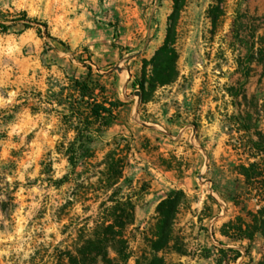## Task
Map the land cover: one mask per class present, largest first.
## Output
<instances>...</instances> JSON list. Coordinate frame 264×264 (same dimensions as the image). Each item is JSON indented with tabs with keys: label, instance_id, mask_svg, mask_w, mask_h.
Masks as SVG:
<instances>
[{
	"label": "rangeland",
	"instance_id": "obj_1",
	"mask_svg": "<svg viewBox=\"0 0 264 264\" xmlns=\"http://www.w3.org/2000/svg\"><path fill=\"white\" fill-rule=\"evenodd\" d=\"M173 6L174 0H0V264H55L119 187L136 203L135 224L126 230L129 264L152 257L156 207L173 189L187 199L173 241L157 253L166 264H217L219 249L240 246L221 228L239 215L251 221L248 212L264 204L254 188L263 190L264 179L251 186L238 173L252 162L264 169V152L255 147L264 137V0H184L177 77L152 89L150 61ZM88 65L122 106L93 145L94 157L73 170L65 151L75 131L55 93ZM161 97L173 108L153 113L149 103ZM111 151L128 161L124 178L107 187ZM64 175L59 186L48 182ZM240 251L222 264L262 260L264 235L255 234L248 254Z\"/></svg>",
	"mask_w": 264,
	"mask_h": 264
},
{
	"label": "trees",
	"instance_id": "obj_2",
	"mask_svg": "<svg viewBox=\"0 0 264 264\" xmlns=\"http://www.w3.org/2000/svg\"><path fill=\"white\" fill-rule=\"evenodd\" d=\"M222 1V0H220ZM184 6V0H174V6L168 17V28L163 44L157 49L150 63L153 66L152 75L149 78L151 88L157 85H166L177 77L175 67L176 49V25ZM24 17H26L24 15ZM24 19V18H23ZM47 28V24H43ZM7 29L6 25H1ZM252 50V48H251ZM87 73L78 78H71L69 85L56 92V103L66 109L64 117L73 127L75 135L66 146V156L74 170L80 162H85L94 157V144L98 138L118 119L122 102L108 94L107 87L99 79L94 77L93 67L87 66ZM143 93L144 84H141ZM66 89L67 93L63 94ZM142 93V95H143ZM255 147L264 152V137L255 142ZM115 151H111L105 158L107 165L106 186L112 187L124 178V170L127 165V156L117 157ZM239 174L245 177L248 185L253 186L254 181L261 177L264 179V169L258 162H252L248 166L240 164ZM68 180V176L61 178L48 177L51 185L59 186ZM262 184V183H261ZM264 186V183H263ZM257 189L260 203H264V189ZM187 199V194L182 189L171 190L156 207V230L152 238L148 239L151 248L150 259H136L135 264H166L164 258L157 253L168 248L173 241V227L179 213L181 204ZM252 217L247 221L239 215L234 220L224 223L221 228L222 235L232 243L239 244L237 249H219L217 264H222L229 252L235 253L238 259L244 247L246 253L260 232L264 235V204L256 211H249ZM136 203L132 196H122L121 188L111 192L100 205V211L94 219L92 227L86 223L81 229L73 248L60 250L56 254L55 264H129L131 251L126 230L135 224ZM248 244L244 246V242ZM227 246V243L220 242ZM240 247V248H239ZM112 252L115 256H112ZM256 264H264V258Z\"/></svg>",
	"mask_w": 264,
	"mask_h": 264
},
{
	"label": "crops",
	"instance_id": "obj_3",
	"mask_svg": "<svg viewBox=\"0 0 264 264\" xmlns=\"http://www.w3.org/2000/svg\"><path fill=\"white\" fill-rule=\"evenodd\" d=\"M165 101H167L166 99L164 98H160V100L156 99V100H153L149 103L150 105V110L153 112V113H158V111L160 110V107L163 106L165 108H168L169 110H171V108H173L172 106L168 105V104H164ZM161 113H163V110L161 109ZM169 115V113H168ZM182 129H185V127H182ZM181 131V130H180ZM185 135L187 136L186 132H185ZM172 171H166L165 173L166 174H169L171 173ZM186 179H191V176L189 177H186ZM185 189V188H183Z\"/></svg>",
	"mask_w": 264,
	"mask_h": 264
},
{
	"label": "water",
	"instance_id": "obj_4",
	"mask_svg": "<svg viewBox=\"0 0 264 264\" xmlns=\"http://www.w3.org/2000/svg\"><path fill=\"white\" fill-rule=\"evenodd\" d=\"M137 93H139V92H137Z\"/></svg>",
	"mask_w": 264,
	"mask_h": 264
}]
</instances>
